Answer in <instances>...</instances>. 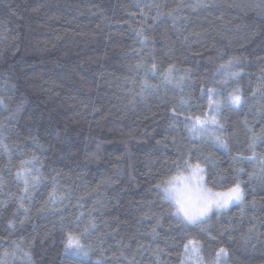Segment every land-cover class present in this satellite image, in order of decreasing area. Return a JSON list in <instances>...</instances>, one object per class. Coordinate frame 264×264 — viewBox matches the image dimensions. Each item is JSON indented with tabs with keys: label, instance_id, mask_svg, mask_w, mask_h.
Wrapping results in <instances>:
<instances>
[{
	"label": "trees",
	"instance_id": "16d2710c",
	"mask_svg": "<svg viewBox=\"0 0 264 264\" xmlns=\"http://www.w3.org/2000/svg\"><path fill=\"white\" fill-rule=\"evenodd\" d=\"M154 3L164 13L181 5L175 22L167 15L153 22ZM141 27L155 40L154 47L139 43L136 29ZM149 48L157 59L164 58L161 68L175 62L181 74L192 70L194 97L219 65L241 57L238 84L253 106L249 121L259 122L256 107L264 106V99H253L251 89L264 75L262 0H0V99L6 105H0V141L11 153L9 162L0 148V175L6 180L0 199L11 193L14 200L19 194L22 185L16 184L14 174L22 159L35 155L49 177L38 187L31 218L22 227L11 234L6 229L14 203L0 220V258L6 264H28L25 253L33 264H95L100 258L108 264H130L133 258L135 264H180L181 234L170 227L175 221L164 219L153 242L149 233L155 220L141 218L170 211L156 186L178 175L172 161L190 146L184 130L168 129L169 108L176 104L178 91L161 88L140 95L145 79L158 83L136 68L141 60L151 64ZM226 116L232 154H248L239 123L244 115ZM92 153L99 158L86 160ZM216 155L221 169H227L229 156L222 151ZM53 176L57 190L69 197L56 205L66 221L84 211L82 228L88 223L87 211L95 209L99 232L84 241L91 248L88 257L65 254L60 217L37 212L53 188ZM240 178L248 180L246 174ZM252 188L260 203L243 216L238 207L231 209V241L228 235L211 241L199 229L188 230L203 242L205 264H212L221 246L229 249L228 264H264V189L258 182ZM77 204L83 208L75 209ZM23 218L21 214L17 221ZM227 223L228 217L219 223L213 218L217 231L212 234L218 235ZM139 245H144L143 252ZM157 247L164 249L159 256Z\"/></svg>",
	"mask_w": 264,
	"mask_h": 264
},
{
	"label": "snow or ice",
	"instance_id": "6c2138e0",
	"mask_svg": "<svg viewBox=\"0 0 264 264\" xmlns=\"http://www.w3.org/2000/svg\"><path fill=\"white\" fill-rule=\"evenodd\" d=\"M151 7L157 9V15L152 18L153 22L164 15L172 17L175 22L176 13L181 5L178 4L167 13L160 12L158 4L154 3ZM136 35L142 47L148 48L149 45L154 47L155 40L145 34L144 27L136 29ZM170 51L171 49H168V52ZM147 55L151 64L148 65L141 60L137 63L136 68L145 69V75H151L153 79H158V83L149 84L145 79L141 83L140 95H144L145 92L148 95L159 93L161 88L178 91L176 104L169 108L168 118L171 123L168 124V129L174 132L184 130L190 138V146L186 153H180L178 160L172 161L178 175L172 176L168 181L156 186L162 191V199L168 202L170 211L164 216L153 214L149 217L145 214L141 218L155 220L149 233L153 242H156L159 237L157 229L163 227V220H174L175 224L170 227L181 234L180 243L183 253L180 264H205L202 255L204 244L201 240L190 237L188 230L199 229L200 233L205 234L209 240L219 241L221 237L232 231L230 225L234 220L229 216L232 208L238 207L240 215L243 216L247 209L255 210L260 203L255 197V189L252 188V184L258 182L264 189V106L256 107L259 122H250L248 116L252 112L253 106L249 105V96L245 95V90L238 84L243 74V68L239 67L242 63L239 56H233L219 65L212 78L205 79L199 85V95L194 97L190 91L194 87L191 69H187L181 74V70L177 68L175 62L167 63L161 68L164 64L163 57L157 59L151 48ZM167 55L168 53L164 54V56ZM261 71L264 73V69ZM259 79V85L251 89L253 99L258 95L264 99V75ZM233 84L236 86H231ZM0 105L6 107L3 99H0ZM245 108H248V112H245ZM226 113L244 115V119L239 123L244 128L248 154L242 151L232 154V137L227 134L229 124ZM232 133L235 134V127L232 129ZM173 142H175V137ZM0 148L8 153L9 162H11V153L7 145L0 141ZM221 151L230 158L227 169L220 167V160L216 153ZM98 158L97 153H92L86 157V160ZM38 164L40 161L35 155L20 160L14 174L16 184L22 185L19 194L15 195L14 200L10 199L14 195L11 193L8 194V197L0 199V220L5 219L4 213L8 212L9 204H15L14 210L6 218V229L9 234L14 233L18 226L22 227L31 218L30 206L35 199L37 189L49 179L44 175L42 167L37 166ZM246 164L252 166L251 171H247L243 166ZM8 170L11 171V169ZM244 174L248 177L247 181L240 178ZM58 175L59 173H57ZM51 180L53 188L48 192L47 198L40 204L37 212L39 214L51 212L60 217V230L64 236L63 251L65 254L88 257L91 248L84 241L90 239L94 232H99L96 217L93 215L95 209L87 211L88 223L82 228L80 225L86 215L84 211H78V214L66 221L62 210L56 205L63 204V201L69 197L57 190L55 176L51 177ZM107 182L105 181V183ZM5 186L6 180L0 175V193L4 192ZM250 188L252 189L251 193L249 192ZM250 194L252 195L251 200L248 199ZM73 207L79 210L83 208V205L77 204ZM66 210L64 209V211ZM21 214L24 218L17 221V217ZM222 217H228V223L221 225L218 235H213V231L217 230L212 227V220L215 218L219 223ZM99 238L103 239L102 236ZM231 239V235H228V240L231 241ZM164 242L167 243V240ZM138 250L143 252L144 245H139ZM154 252L159 256L164 252V249L157 247ZM24 255L28 264H33L30 253ZM229 255L228 247H219L215 251L212 264H228ZM113 259L119 261L118 257L114 256ZM0 264H6V260L0 258ZM95 264H108V262L100 258L95 261ZM130 264H135L134 258Z\"/></svg>",
	"mask_w": 264,
	"mask_h": 264
}]
</instances>
